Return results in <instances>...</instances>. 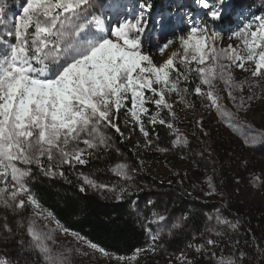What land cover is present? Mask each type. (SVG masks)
I'll list each match as a JSON object with an SVG mask.
<instances>
[{
    "label": "snow or ice",
    "instance_id": "snow-or-ice-1",
    "mask_svg": "<svg viewBox=\"0 0 264 264\" xmlns=\"http://www.w3.org/2000/svg\"><path fill=\"white\" fill-rule=\"evenodd\" d=\"M227 2L196 0L206 18L198 20L191 13L174 19L171 11L157 19L154 0H138L132 6L113 0L107 11L97 0H23L9 18L7 0H0V244H17L28 254L15 264H30L32 256L42 264H73L74 255H88L84 249L116 264H139L144 253H158L157 241L165 229L171 237L190 227L186 216L171 222L154 212L153 218L140 221L152 244L131 256L116 255L64 226L43 206L31 188L36 178L32 166L45 177L71 183L66 168L119 152L105 129L130 139L118 122L122 110L149 149V124L165 126L176 136L175 144H187L177 127L178 111L195 110L192 95L208 101L207 107L227 117L230 126L240 121L239 113L251 111L250 101L264 90V15L252 13L231 32L228 40L234 41L229 43L213 27L222 20ZM153 22L159 35L150 31ZM178 23L184 25L179 35ZM237 70L243 75L237 77ZM222 92L236 112L223 103ZM196 124L202 129L201 121ZM246 142L264 143V137ZM139 147L137 142L134 148ZM142 167V161L138 168L117 163L109 169L118 177L115 184L97 183L80 173L79 192L103 191L123 200L135 186L132 173ZM250 184L264 187V178L253 174ZM205 185L200 189L205 196H222L214 177H207ZM29 207L32 215L17 219ZM206 219L214 224L204 231L192 227L175 264H199L197 258L204 256L211 258L209 264H250L249 253L227 233L237 231L238 222L219 210ZM53 222L56 227L49 228ZM57 233L71 236L81 247L59 244ZM221 241L226 255L217 252ZM260 255L264 264V248ZM0 264L14 262L0 259Z\"/></svg>",
    "mask_w": 264,
    "mask_h": 264
},
{
    "label": "rangeland",
    "instance_id": "rangeland-1",
    "mask_svg": "<svg viewBox=\"0 0 264 264\" xmlns=\"http://www.w3.org/2000/svg\"><path fill=\"white\" fill-rule=\"evenodd\" d=\"M97 2L104 6L103 11H107L113 0H97ZM123 2L132 6L138 0H123ZM7 3L10 9L9 18H12L11 13L18 10L23 0H7ZM154 5L157 19L161 13L167 15L169 11L174 14V19L186 17L189 13L198 20L205 18L197 7L196 0H154ZM252 13L264 15V0H228L224 6L222 20L216 22L213 27L231 43L234 41V38L228 40L231 32L245 22ZM107 21L111 23V17H108ZM149 27L153 36L159 35V28L155 22ZM183 27L182 23L177 24V35L181 33ZM153 54L155 55V52ZM236 75L240 77L243 73L237 70ZM262 93L264 90L257 91L256 98L250 101L251 111L240 112V121L231 122V126L227 117H221L214 109L207 107L208 101H202L192 95L189 99L196 105L195 110L178 111L180 120L177 121V127L186 136L188 141L186 145L175 144L176 136L165 127L172 139V145L167 152L158 151L157 148L160 146L154 141L150 149L145 148L144 138L140 134L139 139L136 140L140 147L135 148L134 151L139 155V159L135 163L132 164L115 150L103 155L107 157L115 155L116 162L112 167L117 163H127L130 168H138L140 162H143V167L132 173L134 180L131 183L135 186L130 188L131 194L123 199L131 203L133 213L140 220L153 218L154 212L166 215L171 222L185 216L189 218L190 227L183 232H177L170 237L165 229L164 234L157 241L160 245L158 253L155 255L150 252L144 253L139 264H175L174 257L186 249L188 232L192 227L201 231L205 230L206 225L211 227L214 221H208L206 217L216 215L218 210L233 223L238 222V230L232 232L231 229H227V233L233 240L239 241L240 247L249 253L250 264H262L260 249L264 248V187H254L250 184V180L253 174L264 178V143L246 142L253 136L264 137ZM221 95L224 97L223 103L226 107L236 112L226 92H222ZM197 120L202 122V129L196 124ZM105 131L112 136L111 129ZM204 132L207 135H204ZM113 143L117 148L114 137ZM103 156L100 160L106 159V156L104 158ZM207 177H214L217 190L222 196L207 197L200 191L201 188L206 187ZM90 178L103 184H115L118 180L108 167L99 169L98 174ZM146 178L150 179L151 185L145 182ZM155 183L165 186L160 188ZM87 192L98 194L104 199L116 200L107 192L93 190ZM31 215L32 209L29 207L17 219L23 220ZM37 225L43 227L44 221L37 218ZM147 226L153 230L156 228V225ZM48 227L55 228L56 225L53 222L49 223ZM217 227L221 230L226 228L219 225ZM57 242L66 246L81 247L71 236H65L63 233H57ZM151 244L149 236L146 248ZM10 246L9 243L7 248H0L2 251H0V259L13 261L11 254L13 250ZM84 250L88 255H74L73 264H116L115 260L103 257L98 252ZM217 252L220 255L227 254L223 241L220 242ZM37 259L39 264H42L40 258ZM197 259L199 264H209L211 258L204 256ZM30 264L35 262H31L30 259Z\"/></svg>",
    "mask_w": 264,
    "mask_h": 264
},
{
    "label": "trees",
    "instance_id": "trees-1",
    "mask_svg": "<svg viewBox=\"0 0 264 264\" xmlns=\"http://www.w3.org/2000/svg\"><path fill=\"white\" fill-rule=\"evenodd\" d=\"M126 120H129L127 125ZM118 122L130 139H121L114 130L111 134L119 152L133 164L139 159V155L134 153V143L140 137L139 130L133 129L130 117H127L124 111H121ZM146 127L150 131L152 141L158 142L160 148L170 149L172 139L165 126L149 124ZM105 156L106 159L90 160L87 165H77L74 169L66 168V176L71 183L61 178L45 177L32 166L36 178L32 180L31 188L43 206L52 211L64 226L88 237L109 252L131 256L137 248H146L149 242L146 228L141 227V220L133 213L131 203L128 200L104 199L93 192H79L80 173L93 177L98 174L99 169H110L116 162L114 154L112 157ZM145 182L152 184L149 178H146ZM159 186L161 188L165 185ZM10 245L14 262L28 255L21 253L17 244ZM6 246L0 245V248ZM30 259L31 262L39 264L37 257L32 256Z\"/></svg>",
    "mask_w": 264,
    "mask_h": 264
}]
</instances>
